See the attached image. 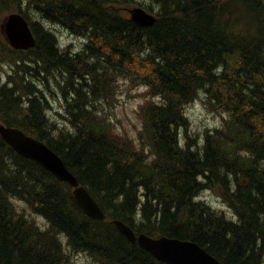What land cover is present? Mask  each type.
<instances>
[{
  "label": "trees",
  "instance_id": "16d2710c",
  "mask_svg": "<svg viewBox=\"0 0 264 264\" xmlns=\"http://www.w3.org/2000/svg\"><path fill=\"white\" fill-rule=\"evenodd\" d=\"M134 4L155 11L157 23L136 25L119 10ZM13 12L31 19L37 42L15 51L0 31L3 55L17 65L0 84V122L53 148L107 219L88 218L69 185L0 137V264H74L80 253L98 264H165L113 219L138 234L192 240L223 264H264V0H0V24ZM31 13L88 42L60 50ZM53 76L64 125L44 89ZM121 79L149 87L140 146L100 119L97 103ZM201 97L227 113L204 140L191 136L186 115ZM207 189L231 217L198 199Z\"/></svg>",
  "mask_w": 264,
  "mask_h": 264
},
{
  "label": "water",
  "instance_id": "95a60500",
  "mask_svg": "<svg viewBox=\"0 0 264 264\" xmlns=\"http://www.w3.org/2000/svg\"><path fill=\"white\" fill-rule=\"evenodd\" d=\"M132 21L142 26H152L156 19L144 10L137 8L132 11ZM10 44L16 49H30L35 46V38L24 17L11 15L2 26ZM0 135L18 154L30 159L50 172L59 181L68 183L74 188L73 195L91 218L104 220L106 215L93 199L89 191L81 186L78 179L66 167L63 159L44 142L27 135L18 128L0 124ZM120 233L131 243L138 244L157 260L167 264H222L195 242L177 238H151L145 234L136 235L131 227L120 220H114Z\"/></svg>",
  "mask_w": 264,
  "mask_h": 264
},
{
  "label": "rangeland",
  "instance_id": "374dc122",
  "mask_svg": "<svg viewBox=\"0 0 264 264\" xmlns=\"http://www.w3.org/2000/svg\"><path fill=\"white\" fill-rule=\"evenodd\" d=\"M125 14L128 15L126 12ZM45 24L48 25L47 22H45ZM48 27L58 30L57 33L60 36L62 48L70 46L69 44H73L74 50H81L83 45L82 40L75 38V36L69 34V32L62 27L54 26L52 24H49ZM3 54L4 52L0 45V68L5 66L4 71L6 72L10 69V65L14 66L15 64H10V62L6 63L7 60H4L5 56ZM24 77L34 80L37 84L38 81H40L39 79L33 78L32 75H27L26 73L24 74ZM44 89L52 107L50 110L52 119L58 124L64 125L61 115L58 114L61 112L64 102L66 101L63 91L60 89V86H58L57 80L54 76L51 77ZM110 93V96H108L105 100L98 102L97 105L101 108V110H104L107 119L113 121L116 131L119 130L122 133H127L136 139L138 129L142 128L140 115L137 114L139 104L142 103V99H131L129 96L128 85L124 82H121V86L119 85L117 88H113ZM186 113L189 117L191 125L190 134L194 138L195 134H199V138H197L198 140H204V131L214 130L222 125V119L219 112L209 104L202 102L200 99L187 107ZM201 136L203 138L200 139ZM201 199L210 204L213 208L225 212L227 216H232V211H230V209H228V207L223 203L220 196L213 191L209 190L204 192ZM36 218L41 220V218L37 216ZM75 261L76 264H96L85 254L77 255L75 257Z\"/></svg>",
  "mask_w": 264,
  "mask_h": 264
},
{
  "label": "bare ground",
  "instance_id": "6f19581e",
  "mask_svg": "<svg viewBox=\"0 0 264 264\" xmlns=\"http://www.w3.org/2000/svg\"><path fill=\"white\" fill-rule=\"evenodd\" d=\"M161 1V0H160ZM153 2H154V0H153ZM157 2V1H156ZM167 3V2H166ZM160 4H161V2H160ZM163 4V3H162ZM137 5H140V4H137ZM157 5H158V3H157ZM153 6H154V4H153ZM156 6V5H155ZM159 8V7H158ZM30 17H33V19L35 20V21H37V22H39V23H41V25L46 29V30H49V31H51L54 35H55V38L57 39V41H58V43H59V48H60V50H65V49H68L70 46H73V44H69L70 46H66L65 48H62V43H61V40H60V36H59V34L57 33V29H52V28H50V27H48L49 26V24H52L51 22H49V20H46V19H43L42 17H38V16H36L35 15V13H31L30 14ZM25 19H26V21H27V23H28V25H29V28H30V30H31V32L32 33H34V35H35V32H34V30H33V26L31 25L32 23V21H31V19H27L26 17H25ZM45 22H47L48 23V25H46L45 24ZM52 25H54V24H52ZM55 26V25H54ZM63 29H65L66 31H69L68 29H66V28H64V27H62ZM73 36H75V35H73ZM81 40H82V42H83V45H82V47H81V50L83 49V47L85 46V43L86 42H88V39L87 40H84V39H82L81 38ZM81 50H78V51H81ZM37 57V56H36ZM24 79H29V78H26V77H24V76H22ZM14 82H15V80H14ZM13 81L11 82V84L12 83H14ZM32 82H34V80L32 81ZM35 83V85H37V83L36 82H34ZM101 112H102V114H106L105 112H104V110H101V108H98ZM100 119H102V120H104V122H106V123H108V119H107V117L105 116V115H100ZM113 125H114V123H113ZM191 130V129H190ZM204 137H206V134L208 133V131L206 130V131H204ZM195 138H199V134H195ZM201 138H203L202 136L200 137V139ZM135 143L137 144V145H139L140 146V141L139 140H135ZM51 148V147H50ZM53 149V148H52ZM12 154H14V153H12ZM11 154V155H12ZM10 155V154H9ZM21 163V162H20ZM12 165V164H11ZM17 164L15 163V166H16ZM21 165V164H20ZM24 165V164H23ZM26 165V164H25ZM27 165H29V163L27 164ZM19 166V165H18ZM18 166H17V168H18ZM29 167V166H28ZM30 167H31V165H30ZM12 168V167H11ZM27 168V167H26ZM32 168V167H31ZM21 169V168H20ZM47 172V171H46ZM54 178V177H53ZM56 179V178H55ZM81 186H83V185H81ZM85 187V186H84ZM86 188V187H85ZM87 189V188H86ZM208 190V189H207ZM195 199H197V197L195 198ZM42 231L43 230H45L46 228L45 227H41L40 228ZM94 261V260H93ZM95 262V261H94ZM96 263V262H95Z\"/></svg>",
  "mask_w": 264,
  "mask_h": 264
}]
</instances>
